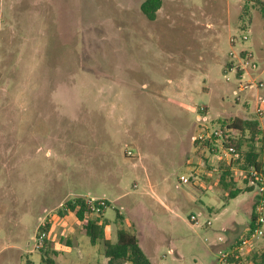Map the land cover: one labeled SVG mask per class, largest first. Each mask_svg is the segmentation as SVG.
Masks as SVG:
<instances>
[{"label": "rangeland", "instance_id": "rangeland-1", "mask_svg": "<svg viewBox=\"0 0 264 264\" xmlns=\"http://www.w3.org/2000/svg\"><path fill=\"white\" fill-rule=\"evenodd\" d=\"M143 1L0 0L3 264H48L39 226L76 197L103 200L106 237L124 228L151 264L264 254V235L235 250L256 192L241 158L254 152L264 170V119L255 137L225 128L264 105V0H161L154 20ZM230 51L252 54L260 90L238 91L248 77L238 79ZM219 129L239 140L240 157L211 136ZM228 165L240 193L226 200ZM70 227L54 241L70 256L49 254L52 264H102V246Z\"/></svg>", "mask_w": 264, "mask_h": 264}, {"label": "trees", "instance_id": "trees-1", "mask_svg": "<svg viewBox=\"0 0 264 264\" xmlns=\"http://www.w3.org/2000/svg\"><path fill=\"white\" fill-rule=\"evenodd\" d=\"M161 4V0H144L140 5V10L148 20H154L156 12L161 7ZM261 107L264 108V105ZM258 124L259 122L256 119L242 120L234 118L225 128L239 131L240 133L248 132L251 137H255L260 132ZM224 136L226 137V133H223L221 138H225ZM226 138L227 139H225L223 143L224 147H234L240 157L239 140H234L230 137ZM241 159H243L242 169H247L248 171L251 169L262 170L261 164L258 161V156L254 152L248 151ZM230 168L231 165H228L219 178V183L224 188H227L229 185L232 187V190H229L226 196V200L233 199L240 193V190L234 187L235 181L230 174ZM262 171L264 172V170ZM252 189L253 186H249L246 188V191H251ZM66 212L74 214L85 236L88 238L90 245L99 243L102 246V255L107 259L106 264H151L147 255L139 246L137 237L124 228H119L116 231L115 240L113 242L107 240L104 231L105 224L99 223L100 218L92 219L88 216L89 214L86 210L83 197H76L66 201L62 208L57 211L59 217L64 216ZM117 218L121 219L122 217L117 214ZM254 221L255 215L251 212L247 234L253 230ZM49 228V223H46L42 230H48ZM40 230L41 228L39 231ZM50 244V241L45 239L43 247L40 249L42 262L47 261L48 264H52V260L48 259L49 254H54ZM225 262L228 264H238L239 260L235 259L234 255H228L225 257ZM251 264H264V254L260 256L255 255L252 258Z\"/></svg>", "mask_w": 264, "mask_h": 264}, {"label": "built area", "instance_id": "built-area-1", "mask_svg": "<svg viewBox=\"0 0 264 264\" xmlns=\"http://www.w3.org/2000/svg\"><path fill=\"white\" fill-rule=\"evenodd\" d=\"M242 40H247V37L244 35L242 37ZM229 42L231 45H233V43L235 42V38L231 37ZM228 55L232 61V69L238 76V79L241 80L244 76L248 77L245 82H240L238 84V91L243 92L246 90H260L263 87V84L261 82H257L253 76V73L258 71V66L253 60L252 54L247 51H242L238 54L230 51ZM260 72L264 74V69H262ZM254 115L257 121L264 119V108L257 104L254 109ZM223 133V130L219 129L213 131L211 133V136L221 138ZM226 153L228 155L233 156L234 158L238 157L236 149L232 146L226 148ZM248 179L250 185L254 186L256 189L255 200L252 209V212L255 215L254 228L243 238L240 239L238 245L235 248L237 253H241L243 249L248 246L253 240L264 235V172L262 170L251 169L250 171H248ZM178 180L179 183L183 185H187L190 183L189 177L185 175H180ZM84 204L89 215H94L99 218L100 215H102L104 209L106 208V204L103 200H94L92 198L84 199ZM190 220L192 222L197 221L195 216H191ZM46 223L48 222L44 221L40 224L39 228H41V230L35 236V248L37 249H41L43 247L44 240L48 239L50 228L48 230H42ZM209 224L210 223L208 222L207 225Z\"/></svg>", "mask_w": 264, "mask_h": 264}, {"label": "crops", "instance_id": "crops-1", "mask_svg": "<svg viewBox=\"0 0 264 264\" xmlns=\"http://www.w3.org/2000/svg\"><path fill=\"white\" fill-rule=\"evenodd\" d=\"M3 181H2V179L0 178V184L2 183ZM183 185V184H182ZM252 191V190H251ZM248 192H250V191H248ZM254 196H255V194H254ZM236 197V196H235ZM234 197V198H235ZM252 207H253V203L251 204V203H249V211H248V213H249V218H250V215H251V212H252ZM102 216H104V214H102ZM71 218H72V221H71ZM54 220V219H53ZM60 220V221H59ZM68 221H70V224H68L69 222ZM99 223H104L105 225H104V231H105V238L107 239V240H109V241H114L115 240V235H116V232H115V234L113 235V237H109V238H107L106 237V230L108 229V228H112L111 227V225H109V224H107V222L105 221V220H103V219H100L99 220ZM73 224H77L78 226H79V223H78V221L76 220V218L74 217V214H72V213H66L64 216H62V217H58V221H54V223H53V226L51 225V227H50V229H49V234H48V240L50 241V243H51V249L53 250V252H54V254L53 255H57V256H63L64 254L65 255H68V257L70 256L69 255V253H70V251H69V249H70V247H67V249H66V251H64V252H66V253H64V254H62V253H60V252H58V249H57V246H56V243L54 242L55 241V237H56V234H58L59 232L61 233V235L63 236L64 235V233L66 234H68V233H73V229L70 227V225H73ZM114 226V225H113ZM81 228V227H80ZM59 231V232H58ZM81 232H83V230L81 229ZM247 232H248V230H247ZM84 233V232H83ZM247 234V233H246ZM5 238H6V212H5V210H4V208H3V203L1 204L0 203V256H1V254L6 250V247H7V245H6V240H5ZM220 240H221V238H220ZM13 249L15 248V246L13 245V247H12ZM144 252V251H143ZM41 254V253H40ZM263 253H261L260 255H262ZM256 254H254L253 256H255ZM259 255V256H260ZM104 257V256H103ZM148 257V256H147ZM150 260V259H149ZM42 261V260H41ZM252 261V260H251ZM106 262H107V259L104 257V261L102 262V264H106ZM151 262V261H150ZM4 262H2L1 260H0V264H3ZM226 264H228V263H226ZM249 264H251V262L249 263Z\"/></svg>", "mask_w": 264, "mask_h": 264}]
</instances>
